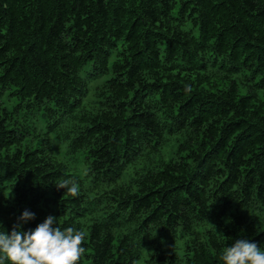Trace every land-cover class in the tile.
Here are the masks:
<instances>
[{
  "label": "trees",
  "instance_id": "1",
  "mask_svg": "<svg viewBox=\"0 0 264 264\" xmlns=\"http://www.w3.org/2000/svg\"><path fill=\"white\" fill-rule=\"evenodd\" d=\"M38 111L50 130L69 123L67 151L105 186L99 218L82 221L87 193L48 141L24 144ZM69 177L78 197L55 186ZM50 215L85 233L79 264L142 251V264H223L238 239L264 250V0H0V230Z\"/></svg>",
  "mask_w": 264,
  "mask_h": 264
},
{
  "label": "clouds",
  "instance_id": "2",
  "mask_svg": "<svg viewBox=\"0 0 264 264\" xmlns=\"http://www.w3.org/2000/svg\"><path fill=\"white\" fill-rule=\"evenodd\" d=\"M67 195L78 197L80 189L74 178H64L55 184ZM34 213L25 210L18 221L27 222ZM20 223L10 233L0 230V264H79L85 252L82 247L85 233L73 227L61 228L57 217L48 216L27 232ZM223 264H264V250L255 242L238 239L220 254Z\"/></svg>",
  "mask_w": 264,
  "mask_h": 264
},
{
  "label": "rangeland",
  "instance_id": "3",
  "mask_svg": "<svg viewBox=\"0 0 264 264\" xmlns=\"http://www.w3.org/2000/svg\"><path fill=\"white\" fill-rule=\"evenodd\" d=\"M2 104L7 107L11 108L14 102L13 97L4 94L1 97ZM20 120L23 118L18 116ZM27 122L30 125V132L26 136V140L24 142L25 145L28 146H37L39 143L43 141H48L53 146V154L57 160H60L62 163L66 164L68 169L77 174L82 182V187L85 189L87 193V202L86 206L90 209V212L85 214L82 218L84 223L90 222L94 218H99L102 214L105 213V209L102 208L103 203L94 202V197L103 190L105 186H94L91 174L88 172V161L86 156L78 151L74 153H70L67 151L68 146V138L66 137V129L69 126V123L66 122L65 126L60 129H52L48 128V124L53 119L48 117L47 115L40 114V111L34 113L31 116L25 117ZM176 144V140L173 137H169L168 140L163 144L159 152L154 155V159L163 158L165 160L169 159L171 156V152L173 151ZM144 162L143 159L139 160V165ZM130 168L127 169L122 176L117 180V183L121 181H125L128 178V173L131 170ZM193 233L187 234L185 236H176L175 238H170L169 236H164L160 240V244L163 248L168 247H182L184 245L185 240L192 235ZM144 258V251L141 252L140 258L136 261L135 264H142Z\"/></svg>",
  "mask_w": 264,
  "mask_h": 264
}]
</instances>
